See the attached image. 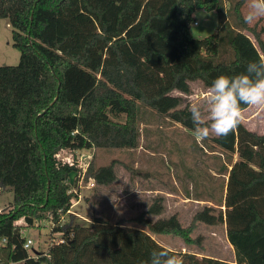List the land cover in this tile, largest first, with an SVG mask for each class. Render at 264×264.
Here are the masks:
<instances>
[{"label":"trees","instance_id":"obj_1","mask_svg":"<svg viewBox=\"0 0 264 264\" xmlns=\"http://www.w3.org/2000/svg\"><path fill=\"white\" fill-rule=\"evenodd\" d=\"M246 2L230 1L225 10L224 0H0V20L13 28L20 54L17 66L0 67V188L12 192L9 209L0 213V264H150L154 250L166 249L151 235L201 248V238L191 236L196 223L225 225L235 264H264V135L242 123L225 138H211L227 157L219 173L227 176L224 211L215 216L206 207L185 228L177 215L145 217L162 213L160 199L130 220L148 233L99 218L89 226L74 223L68 212L78 181L71 184L69 174L80 171L57 157L136 149L139 107L192 134L189 108L172 93L189 96L194 83L208 90L217 76L264 60L262 30L243 22ZM196 11L217 13L216 34L191 36ZM115 164L90 162L84 179L111 186ZM20 219L27 227L49 221L50 233L64 242L53 239L41 252L32 247V258L15 225ZM168 251L184 264H227Z\"/></svg>","mask_w":264,"mask_h":264},{"label":"rangeland","instance_id":"obj_2","mask_svg":"<svg viewBox=\"0 0 264 264\" xmlns=\"http://www.w3.org/2000/svg\"><path fill=\"white\" fill-rule=\"evenodd\" d=\"M230 1L237 0H224L225 10L229 8ZM246 3L241 9L243 17ZM193 21L196 23L190 25L193 38L203 39L217 33L218 17L215 11H196ZM248 26H256L258 32L262 30L261 38L264 42V18ZM12 33L13 28L8 20H0V67L17 66L19 63L20 54L13 47ZM244 33L256 46L252 35ZM190 89L189 96L178 92L172 95L181 97L182 106L189 109L194 103L203 106L207 90L198 83L191 84ZM143 109L138 108L140 138L136 149L59 152L57 157L62 162L74 163L80 171L75 172L73 177V181H78L77 188L73 190L77 197L72 199L68 212L74 223L89 226L94 218H99L112 225L119 223L122 227L148 233L145 227L130 220L145 215L155 199L161 200L162 213L159 216L145 217L156 221L158 218L166 219L177 215L184 228L190 226L195 214L206 207L213 209L210 214L215 216L224 211L221 205L227 176L219 173L222 165L227 163V157L213 147L211 138L215 135L210 134L205 141H201L179 124ZM241 123L247 130L264 135V106H249L243 111ZM236 160L237 155H233V161ZM112 161H116L114 171L117 180L111 186H96L92 181L84 179V170L90 162L95 167H103ZM129 170H132V174ZM11 202V191L0 193V213L8 210ZM66 220H69L68 217L61 222ZM23 224V219L15 222L16 226L25 229L23 238L30 240L33 249L39 252L46 251L53 239L58 241L61 237L50 233V223L47 220L36 221L32 227H25ZM195 227L191 236L201 238V248L193 246L189 252L222 261H229L233 257L225 245L227 242L223 224L207 226L196 223ZM151 236L160 246L174 253H183L179 239ZM185 252L188 251L183 254Z\"/></svg>","mask_w":264,"mask_h":264},{"label":"clouds","instance_id":"obj_3","mask_svg":"<svg viewBox=\"0 0 264 264\" xmlns=\"http://www.w3.org/2000/svg\"><path fill=\"white\" fill-rule=\"evenodd\" d=\"M262 18L264 0H247L243 22L255 24ZM241 105L264 106V62H249L245 72L234 76L219 75L212 81L204 105L194 103L189 109L193 136L201 141L210 134L227 137L241 123ZM150 264H184V260L178 254L160 249L151 253Z\"/></svg>","mask_w":264,"mask_h":264},{"label":"crops","instance_id":"obj_4","mask_svg":"<svg viewBox=\"0 0 264 264\" xmlns=\"http://www.w3.org/2000/svg\"><path fill=\"white\" fill-rule=\"evenodd\" d=\"M175 93V92H174ZM175 96V95H174ZM224 225V224H223ZM224 228H225V225H224ZM226 236V235H225ZM152 239H154L152 236H151ZM225 242H227L225 245L227 246L228 250L230 252H232L233 254V257H230L229 258V261H222V260H219L217 258H212V257H204V256H201L202 258H209V259H214V260H218V261H221V262H224V263H227V264H235V259H234V253H233V249L231 247V245L228 243L227 239L225 240ZM182 243V242H181ZM192 247H188V246H185L183 243H182V252L184 253V251H188V252H185L187 254H191V255H194V256H197L198 258H201L200 255L198 254H194V253H191L189 252V250H191ZM204 250V249H202ZM181 252V251H180ZM182 253V254H183Z\"/></svg>","mask_w":264,"mask_h":264},{"label":"built area","instance_id":"obj_5","mask_svg":"<svg viewBox=\"0 0 264 264\" xmlns=\"http://www.w3.org/2000/svg\"><path fill=\"white\" fill-rule=\"evenodd\" d=\"M193 25H196V23H194ZM85 170H86V169H85ZM85 170H84V173H85ZM0 193H2L1 188H0ZM23 225H24L25 227H27L25 223H24ZM24 230H25V229L20 228V234H21V236H23V232H24ZM63 242H64L63 238L60 237V239H58V241H55L54 243H55V245H57V244H61V243H63ZM2 243H5V240H2ZM23 249L26 250V251L31 252V254H32V258H35V257H36L37 253H34V252H33V250H32V242H31L30 240H26V239H25V243H24V245H23Z\"/></svg>","mask_w":264,"mask_h":264},{"label":"water","instance_id":"obj_6","mask_svg":"<svg viewBox=\"0 0 264 264\" xmlns=\"http://www.w3.org/2000/svg\"><path fill=\"white\" fill-rule=\"evenodd\" d=\"M75 174H76L75 172H71V173L69 174V179H70V183H71V184L73 183V177H74Z\"/></svg>","mask_w":264,"mask_h":264}]
</instances>
